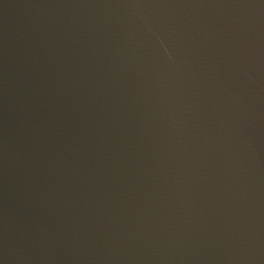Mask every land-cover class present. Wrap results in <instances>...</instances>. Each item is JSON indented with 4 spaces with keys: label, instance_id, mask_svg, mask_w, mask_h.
Masks as SVG:
<instances>
[{
    "label": "water",
    "instance_id": "1",
    "mask_svg": "<svg viewBox=\"0 0 264 264\" xmlns=\"http://www.w3.org/2000/svg\"><path fill=\"white\" fill-rule=\"evenodd\" d=\"M0 264H264V0H0Z\"/></svg>",
    "mask_w": 264,
    "mask_h": 264
}]
</instances>
